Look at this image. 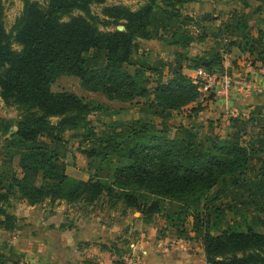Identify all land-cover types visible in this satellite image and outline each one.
Segmentation results:
<instances>
[{"label": "trees", "instance_id": "obj_1", "mask_svg": "<svg viewBox=\"0 0 264 264\" xmlns=\"http://www.w3.org/2000/svg\"><path fill=\"white\" fill-rule=\"evenodd\" d=\"M256 1L257 10L264 8V0ZM102 2L45 0L41 5L23 0L21 13L7 31L0 0V97L21 111L12 130L0 119L3 228L10 231L17 226L16 216L5 206L12 196L35 205L47 198L90 202L105 193L111 207L122 202L149 217L161 212L167 224L181 227L175 228V235L201 243L207 264H264V104H255L245 115H231L222 136L213 132L211 121L206 124V139L199 137L202 123L179 124L173 133L165 124L174 112L185 109L187 117H198L202 101L213 99L198 90L184 68L222 72L220 49L228 53L230 47L248 52L253 64L264 63V32L258 28L252 35L250 15L232 12L213 34L219 47L210 54L207 48L192 54L191 43L204 40L206 28L200 26L202 32L193 33L198 20L174 5L146 0L136 10L105 6L100 17L91 5ZM100 25L114 29L101 30ZM138 39L168 41L175 48L167 58L137 60ZM13 43L20 48L14 49ZM125 64H134V73ZM144 71L154 75L153 86ZM62 75L78 77L86 90L121 102L151 96L144 110L161 122L141 117L95 133L89 116L96 106L73 92L52 91V83ZM79 129L85 139L94 137L84 150L90 162L120 160L111 180L89 177L63 186L69 177L65 135ZM100 248L112 251L117 244ZM8 261L18 264L0 252V264ZM113 264L126 263L116 259Z\"/></svg>", "mask_w": 264, "mask_h": 264}, {"label": "rangeland", "instance_id": "obj_2", "mask_svg": "<svg viewBox=\"0 0 264 264\" xmlns=\"http://www.w3.org/2000/svg\"><path fill=\"white\" fill-rule=\"evenodd\" d=\"M37 1L41 5H45V0H32ZM146 0H104L100 4H92L91 11L97 14L100 17H103L102 14L103 8L105 6L120 5L126 6L131 10H136L141 7ZM159 3H165L168 5H174L178 12L183 14H211L214 16L212 18L211 24L205 26L206 40L204 41V46L207 48L206 54H210L214 49L220 45L218 38L214 37L213 34L216 33L217 24L221 20H226L231 15L232 12H245L250 15L249 24L252 25L250 30L253 35L257 33L258 28L264 32V8L257 10L259 4L256 0H194L185 4H180L177 0H158ZM3 4V21L7 31L10 30L15 18L21 13L23 8V0H2ZM79 11H74V15ZM260 12V13H257ZM220 20V21H219ZM123 27V25H118V27ZM101 30H112L113 26L103 27L99 26ZM123 30V29H122ZM168 41L162 40H142L138 39V49L134 53V56L137 57V60H141L142 56H147L148 61H153L157 57L167 58L168 52L170 49L175 47L168 44ZM203 44L192 45L188 49L190 53L204 52L201 47ZM14 49H19L20 46L16 43H13ZM240 51V53H238ZM148 52V53H147ZM231 52V53H230ZM230 57L235 61L236 69L239 67L237 63L242 59L250 60V54L246 51L239 50L238 48L230 47ZM147 54V55H145ZM171 57V56H170ZM124 68L130 72L134 73L135 65L134 64H125ZM227 71L232 72L230 69ZM224 71V68H223ZM222 71V72H223ZM165 72V70H164ZM221 72V73H222ZM143 76L148 80V85L153 86V79L155 78L150 72L144 71ZM165 78V77H164ZM52 91H68L77 94L79 97L89 102L90 104L96 106V109L90 113V119L95 125V133L104 132L108 128L115 127V123L129 122L133 119L144 118L145 120H152L155 124L161 122L159 118H153L148 116L147 112L144 110L145 106L151 96L148 98H136L132 102H121L116 99H110L101 92L89 91L86 90L81 85V80L78 77L72 75H62L58 77L51 85ZM246 107V109H245ZM245 109L247 113V106L237 107V111L240 109ZM187 109L177 113L174 112L173 116L165 122L169 126L170 132L173 133L175 127L179 124H196L197 122L202 123V128H199V137L202 139L207 138L205 131L208 129L206 124L210 121L215 124L213 127V132H218L221 136L227 132V120L231 116V109L228 105L224 104L223 112L217 110L216 114L210 112L209 107L199 115L198 117L190 118L187 117ZM21 111L15 105L6 104L0 97V119L3 122L10 123V129H14V123L19 118ZM217 116V117H216ZM211 118V119H210ZM53 122L57 120L56 117L51 118ZM82 131L79 129L77 132L69 131L65 135L67 140L68 153L65 158V170L68 174V179L63 182V186L68 187L69 184L77 179H88L89 177H94L98 179H108L111 180L112 173L116 166L120 163V160L116 157L109 158L105 161H99L96 159L94 162H90L84 153V150L92 146V137L84 138ZM170 133V134H171ZM212 137V136H211ZM210 137V138H211ZM247 139V137L245 138ZM1 145V142H0ZM47 205L37 208L34 212H29L28 203L25 199H22L18 196L10 197L8 202L5 204L7 211L17 218V226L14 230L7 231L4 229V224L0 223V252L5 257H12L14 260L18 261V264H46L49 261V252L51 250V245H49L48 239V229L47 226L51 223L52 225H63V226H73L74 222L80 221L81 218H88L93 220L95 217L103 216V221L108 220L112 215L117 214L119 216H125L129 222L134 224V227H137L143 232L151 231L149 225H146V220L149 217L147 214H142L140 210L134 207H127L122 202H117L114 207H111L110 200L105 195L101 193L93 201H85L84 199H79L72 203H67L64 200L56 199L54 201L45 200ZM58 211V212H56ZM47 212H56L58 214L54 221L46 222L41 221V218ZM0 218L4 217L0 215ZM53 218V217H52ZM71 218V219H70ZM50 220V218H49ZM151 225L156 229L158 233H176L175 228L167 224L162 216V213L152 214L149 217ZM191 218H188L185 226L189 227V221ZM100 220L99 222H101ZM130 224V223H128ZM164 225V226H163ZM137 230V229H136ZM123 232L125 229L123 227ZM121 238L124 234L120 235ZM125 238V237H123ZM92 243V242H91ZM113 241H108L105 244L111 247ZM120 250L124 251V248L119 247ZM75 264H83L84 261L81 259H74ZM49 263V262H48ZM5 264H11V261L6 262ZM53 264V263H50ZM84 264H90L89 261H86Z\"/></svg>", "mask_w": 264, "mask_h": 264}, {"label": "crops", "instance_id": "obj_3", "mask_svg": "<svg viewBox=\"0 0 264 264\" xmlns=\"http://www.w3.org/2000/svg\"><path fill=\"white\" fill-rule=\"evenodd\" d=\"M186 15L190 16L192 14L187 13ZM203 16L204 14L193 15V18L196 19V21L198 20V24H195L192 30L193 33H200L202 32L200 26L208 27V25L211 24L212 21L202 19ZM198 18H201V20ZM206 38L207 37H205L204 40L192 42L191 46L203 44V46L200 47L205 50L204 41ZM191 46L189 48H191ZM199 53L202 52L200 51ZM230 53L228 52L226 54L228 60L222 55L224 58V68L230 69L238 74L244 73L246 70V66H244L246 59L239 60L237 62L239 67L236 69L235 67L237 64L230 57ZM238 53H240V51ZM183 72L192 77L195 74V69L184 68ZM260 86L263 89L262 92H257L253 88L236 90L230 95L227 101L218 98H213L209 101L204 99L202 101L204 109L199 115H201L207 107H209L210 112L213 114H216L218 112L217 110L223 112L224 104L228 105L231 109V115H236L238 113L245 115L246 107L239 111L236 110L237 107L242 105L247 106V110L249 111V109L257 103L264 104V77L260 80ZM228 123L229 119L227 120V129L229 126ZM37 205L42 207L47 205V203L28 205L29 212H34ZM56 212H44V215L40 217L41 221H54L55 217L58 215ZM111 214L116 216H111L108 220L104 221L102 218L103 216L99 218L95 217L93 220L81 218L80 221L74 222L73 226L67 225L65 227L63 225H52L50 223L46 229H48V239L51 250L48 255L50 260L47 261L46 264H75V261H73L75 258L83 260L84 263L86 261H92L95 264H113L116 259H123L126 264H207L201 243L198 240L184 239L178 237L174 233L160 234L156 232L157 228L152 229L153 227L150 226L151 221L149 219L146 220V225H149L151 231L144 233L143 230L134 227V224L129 222L125 216H119L118 213L114 214L113 212ZM100 220L102 221L99 222ZM123 227L125 232L122 231ZM122 234H124V236L121 238L120 235ZM108 241L115 242L117 244V249L109 251L100 248L98 243H105ZM119 247L125 250L122 251Z\"/></svg>", "mask_w": 264, "mask_h": 264}, {"label": "built area", "instance_id": "obj_4", "mask_svg": "<svg viewBox=\"0 0 264 264\" xmlns=\"http://www.w3.org/2000/svg\"><path fill=\"white\" fill-rule=\"evenodd\" d=\"M222 55L227 58L224 49H220ZM246 70L244 73L224 71L212 72L204 67H197L192 76L194 83L198 85V90L205 95H212L213 98L227 101L230 95L240 89L253 88L257 92H262L260 80L264 77V63L253 64L250 60L245 61Z\"/></svg>", "mask_w": 264, "mask_h": 264}, {"label": "water", "instance_id": "obj_5", "mask_svg": "<svg viewBox=\"0 0 264 264\" xmlns=\"http://www.w3.org/2000/svg\"><path fill=\"white\" fill-rule=\"evenodd\" d=\"M117 29H118V30H122V29H123V27H120V26H119Z\"/></svg>", "mask_w": 264, "mask_h": 264}]
</instances>
